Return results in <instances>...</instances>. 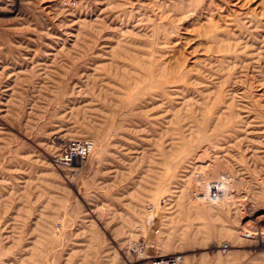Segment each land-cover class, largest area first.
Returning a JSON list of instances; mask_svg holds the SVG:
<instances>
[{"label": "rangeland", "instance_id": "obj_1", "mask_svg": "<svg viewBox=\"0 0 264 264\" xmlns=\"http://www.w3.org/2000/svg\"><path fill=\"white\" fill-rule=\"evenodd\" d=\"M155 256L264 264V0H0V264Z\"/></svg>", "mask_w": 264, "mask_h": 264}, {"label": "built area", "instance_id": "obj_2", "mask_svg": "<svg viewBox=\"0 0 264 264\" xmlns=\"http://www.w3.org/2000/svg\"><path fill=\"white\" fill-rule=\"evenodd\" d=\"M92 145L88 141H70L65 150V160L68 162L83 160L91 151ZM226 184V183H225ZM225 184L222 181L216 180L208 184L207 190L204 193H198L197 199L204 203H217L223 197ZM147 211L153 214V208L147 207ZM145 264H179L178 259L173 256H155L150 257Z\"/></svg>", "mask_w": 264, "mask_h": 264}, {"label": "crops", "instance_id": "obj_3", "mask_svg": "<svg viewBox=\"0 0 264 264\" xmlns=\"http://www.w3.org/2000/svg\"><path fill=\"white\" fill-rule=\"evenodd\" d=\"M116 223H117V225H120V226L129 224V222L127 221V215L121 214V217H119V221ZM140 224H141V222H140ZM142 234H144V233H142Z\"/></svg>", "mask_w": 264, "mask_h": 264}]
</instances>
